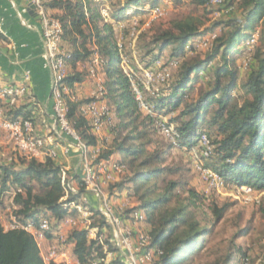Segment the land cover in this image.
<instances>
[{
  "label": "trees",
  "instance_id": "obj_1",
  "mask_svg": "<svg viewBox=\"0 0 264 264\" xmlns=\"http://www.w3.org/2000/svg\"><path fill=\"white\" fill-rule=\"evenodd\" d=\"M162 1L114 0L107 7L108 0H45V6L57 12L52 16L63 29L62 46L68 55L64 84L70 90L66 100L73 128L88 147L97 146L91 123L81 113V107L93 99L77 100L73 89L75 84L91 77L89 70H79V64L91 62L98 55L102 60L100 73L104 88L101 100L109 106L112 119V140L101 151L98 161L117 154L127 162L125 179L109 185V194L126 191L128 196L135 197L138 206L126 214L144 212L148 225L145 230L152 236V246L164 252L161 264H185L188 256L205 251L206 239L212 234L208 225L202 227L193 217L194 210L205 206L206 200L190 187L181 175V167L162 165L168 153L162 150L165 146L159 148L157 135L167 139L171 148L191 152L206 134L213 146L208 168L217 172L227 186L264 190V0H224L223 5L229 7L237 3L243 18L216 23L227 31L214 39L208 53L200 52L195 43L209 33L201 32L192 23H178L176 31H163L135 51L139 56L138 72L154 67L167 50L170 60L179 62L171 80L161 87L157 96L143 89L145 101L153 107L155 115H152L139 106L123 66L125 59L131 64L129 52L126 46L122 51L119 49L115 26L127 17L129 9L134 8L135 15H144L146 6L158 7ZM210 1L188 3L207 9ZM104 10L110 21L104 20ZM257 30L260 37L249 60V73L239 83L237 56L245 53L242 43ZM125 34L129 36L128 29ZM203 78L204 88L200 85L201 92L193 95ZM161 115L168 116L169 124L174 127V142L157 125V117ZM7 117L33 120L32 111L25 105L12 107ZM152 146L156 149L151 150ZM160 180L161 189L151 185ZM79 187L78 193L67 189L61 165L51 158L41 162L13 155L0 162V207L11 194L16 207L13 214L22 224L48 219L54 221L53 229H56L67 216L76 217V210L70 212L66 208L82 198L85 190L82 181ZM229 208V205L210 204L212 225L222 222ZM89 209L101 232L107 229L111 232L99 210ZM247 232L243 230L241 234ZM46 236L52 238L51 233ZM70 245L80 264H107L109 254L116 255L113 264H126L112 237L106 241L90 239L87 230L73 229L65 241V246ZM233 250L214 264H231L238 256L250 264L242 247ZM0 264L46 263L31 234L23 230L5 231L0 226Z\"/></svg>",
  "mask_w": 264,
  "mask_h": 264
},
{
  "label": "built area",
  "instance_id": "obj_2",
  "mask_svg": "<svg viewBox=\"0 0 264 264\" xmlns=\"http://www.w3.org/2000/svg\"><path fill=\"white\" fill-rule=\"evenodd\" d=\"M34 11L41 23V39L43 42V58L45 68L51 74V103L53 111L54 126L52 132L58 135H65L72 141L74 146L79 150L83 157V176L82 182L87 192L93 194L99 201V212L106 219L112 232V242L118 249L119 255L124 259L126 264H161V258L164 255L163 250L152 246V236L145 229H135L132 224L140 225L146 222V215L140 210L132 212L125 217L119 213L112 205L111 195L107 192L109 185L117 182L120 176L127 172V165L124 162L113 159L100 160L102 147L94 148L81 139L76 130L73 128L69 118V106L66 96L70 90L64 84L67 76V59L68 55L62 46L63 29L59 20L55 19L49 9L45 6V0H30ZM224 0H211L207 7H221ZM144 15L150 21L159 19L163 15V9L158 7L146 6ZM135 9L131 8L127 12V17L116 23L118 47L124 49L123 34L128 29L129 36L136 40L140 34L139 22L135 18ZM105 21H110L107 10L103 11ZM125 21V22H123ZM0 32L2 29L0 27ZM260 31L257 30L251 39L242 43L241 48L248 55L247 65L250 57L258 43ZM213 41L216 37H212ZM211 39L206 37L199 41L198 47L203 49L210 46ZM125 72L132 84L133 90L137 96L140 108L149 114L155 115L153 107L150 106L144 98L143 89L153 96L160 93L161 87L168 83L172 78V69H177L179 62L169 60L167 63L157 61L154 67L143 69L141 72L133 69L128 60L123 61ZM102 60L95 55L90 62L89 72L96 81V92L92 101L81 107V113L91 123L93 132L100 136L106 127H111V110L109 106L101 100L103 95V78L101 76ZM100 70V71H99ZM31 81V74L25 73L23 82L18 86H9L0 89V100L10 106H16L28 92V84ZM157 125L161 133L174 142V127L169 124L165 117H157ZM0 130L6 132L16 153L25 158H35L43 152L46 147L45 140L41 137L33 136V124L31 120L18 119L11 120L5 117L4 112L0 109ZM69 149H66L68 152ZM185 150V149H180ZM194 154L193 168L200 175L204 184L212 190H221L226 184L223 178L214 170L206 166L213 155V146L211 140L206 134H203L197 147L191 151ZM200 153V155H199ZM47 157L56 159L55 151H49ZM63 182L66 183L67 189L76 192L70 186L66 177L63 175ZM238 193L248 199L255 195L256 191L250 186H237ZM256 200V199H255ZM134 209V208H131ZM130 221V222H128ZM5 231L23 230L31 234L35 240L43 239L47 233H54L52 222L48 219H42L39 222H29L22 224L15 215L11 214V222L8 226H2ZM56 244L53 245L48 253L42 255L46 264H72L64 249L66 238L64 235L56 234ZM102 237L98 240L102 241ZM76 264H80L79 262ZM96 264V263H93ZM247 264V260H243Z\"/></svg>",
  "mask_w": 264,
  "mask_h": 264
},
{
  "label": "rangeland",
  "instance_id": "obj_3",
  "mask_svg": "<svg viewBox=\"0 0 264 264\" xmlns=\"http://www.w3.org/2000/svg\"><path fill=\"white\" fill-rule=\"evenodd\" d=\"M188 1L189 0L182 3H175L171 0L162 1L159 6L164 10L163 15L161 18L154 21H150L146 16H135L137 21H144L143 23L139 22L140 34L138 38L133 40L124 32L122 40L124 47L126 46L128 49V55L131 61V64L129 63V65L133 69L139 71L138 69L140 66L139 56L135 54V51H138L141 46L148 43V41L163 31H176L175 26L178 23H192L198 26L201 32L209 33L206 35V38L211 39V45L213 42V36L218 37L227 31L223 25L216 26V23L236 19L241 20L243 18L242 10L237 3L233 4L232 7L225 4L221 7H207V9H205L203 7L193 6L189 4ZM209 47L210 46L208 45V47L199 49V51L203 52V54L208 53L210 51ZM167 53L169 55V52ZM247 58L248 55L246 53L237 56L236 65L239 71V83H242L249 73V67L246 66ZM167 62L165 61L164 64ZM205 81L206 80L203 78L199 82L197 90L193 91V95H198L201 92L200 85L203 86ZM157 139L159 140V144H161L159 148L165 146L162 150L167 151L168 153L162 165L174 168L181 167V175H183L184 179L189 182L190 187L202 194L206 200L204 204L205 206L194 210L193 217L201 222L202 227L208 225L212 234L206 239L205 251L196 255L188 256L185 264H214L217 261H222L226 255L233 252V249L236 246H240L244 249L250 259V264H264V190H257L254 196L246 199L241 193H238V190L236 189L237 186L226 185L223 189L217 191L209 189L201 180L200 175L193 168L194 154L192 152L171 148L169 146V141L160 134L157 135ZM9 141L10 137L8 135L0 134L1 163L5 162V159L12 157L13 154H15L14 152L10 153L7 150L10 145ZM150 149L154 150L156 147L152 146ZM17 156L19 157L18 154ZM122 161L124 160L122 159ZM125 163L127 164L126 161ZM207 163L208 162H206V164ZM123 176H120L117 182L125 179L126 176ZM177 178L178 176H174V179ZM151 185H153V187L154 185H157L160 189L163 187L161 180L153 181ZM159 191L157 192L158 194L160 193ZM107 192L109 193V190H107ZM127 197L131 199H129L131 204L137 203L135 197H130L128 195ZM116 199L111 197L112 205L119 213H123V215L127 217L126 211L131 209L130 206L122 204V198ZM88 201L91 203V200L88 199ZM82 202L81 205L87 204L86 201ZM92 203H94L96 205L95 207L99 209V202H94L92 200ZM212 203H215L218 206H230L224 220L217 225H212L211 214L208 210V206ZM9 205V201H6L5 204L0 207V226H8L11 222V214L14 210H10ZM72 207L73 206H68L66 209H71ZM81 209L84 210L85 208L83 207ZM90 217L91 216L89 215H82V213H79L76 217L72 216L76 221V224L64 223L67 227L64 231L65 235H69L73 229L78 227H91L92 224H95L96 220H91L89 223L88 220H90ZM52 225H54V221H52ZM243 230H247L248 232L245 233V235H242L241 231ZM91 232L92 231H90V234L93 235L91 236L92 239H98V233H95L94 235L93 232ZM110 237H112V232L107 229L101 239L102 241H106ZM115 261H117L115 254L108 257L109 263L113 264ZM231 264H243V260L238 256Z\"/></svg>",
  "mask_w": 264,
  "mask_h": 264
},
{
  "label": "crops",
  "instance_id": "obj_4",
  "mask_svg": "<svg viewBox=\"0 0 264 264\" xmlns=\"http://www.w3.org/2000/svg\"><path fill=\"white\" fill-rule=\"evenodd\" d=\"M114 0H108L106 2L107 7L109 3ZM124 2L125 0H121ZM51 15L57 13L50 11ZM144 17L143 15H139ZM125 22V21H123ZM0 27L2 32H0V89L9 86H18L23 82L25 73L29 72L31 74V81L28 84V92L23 97V99L16 105V107L25 105L28 109L32 111L33 117L31 120L33 124V136L41 137L45 140L46 147L43 152L37 157V160L44 162L49 151H55L57 158L54 159L62 167L63 175L66 177L67 183L73 187L76 193L80 192V181H82L83 176V157L79 150L74 146L72 141L68 139L65 135H58L52 132L54 126L53 121V111L51 103V74L45 68V61L43 58V42L41 39V23L40 19L35 13L30 0H0ZM205 38V37H204ZM202 38V39H204ZM199 39L196 41L195 46L198 49ZM165 51L161 58V62L169 61L170 57ZM136 57V56H135ZM79 70H89L90 62H84L79 64ZM176 69H172V74L175 73ZM100 71V70H99ZM75 98L80 99H90L96 92V81L92 77H88L82 83L75 84L74 86ZM15 107V106H13ZM12 106L6 104V102L0 100V109L5 114L7 119L8 112ZM169 121L168 116H163ZM0 134H6L3 130H0ZM95 135V134H94ZM9 136V135H8ZM97 146L106 149L112 140L111 127H106L100 136H96ZM9 149L10 153L14 152V157L17 156L14 144L10 139ZM66 149H69L66 152ZM186 151V150H185ZM110 159L116 161H122V157L115 154L110 157ZM7 195L4 199V204L9 201V209L14 210L16 207L12 203V198ZM91 200L88 201V199ZM113 199L122 198V204L130 206V208H136L138 204H131L130 198L127 197V192L116 191L111 196ZM127 198V200H126ZM116 199V200H117ZM130 199V200H129ZM99 202L98 199L91 193L84 190L82 198L73 206L70 210H76L78 215L91 216L89 208H96L95 204L92 203ZM86 201V205H81ZM120 201V200H119ZM124 201V202H123ZM85 208L82 210L81 208ZM69 217V218H68ZM88 222H91V217ZM76 224V221L71 217L67 216L61 225L54 229V233H51L52 238L37 239L36 242L39 246L41 256L48 253L49 249L56 244V234L65 235V229L67 228L64 223ZM130 222V221H128ZM135 229H147L148 226L144 224L135 225L132 224ZM80 230H87L89 232V238L92 239L90 231L98 233L99 237H102L104 233L101 232L95 224H92L89 228H76ZM91 232V233H92ZM64 249L72 264L78 263L77 259L73 255V246H65ZM112 255L109 254L108 257ZM107 264H111L108 262Z\"/></svg>",
  "mask_w": 264,
  "mask_h": 264
},
{
  "label": "water",
  "instance_id": "obj_5",
  "mask_svg": "<svg viewBox=\"0 0 264 264\" xmlns=\"http://www.w3.org/2000/svg\"><path fill=\"white\" fill-rule=\"evenodd\" d=\"M33 7V6H32ZM33 9H34V7H33Z\"/></svg>",
  "mask_w": 264,
  "mask_h": 264
}]
</instances>
